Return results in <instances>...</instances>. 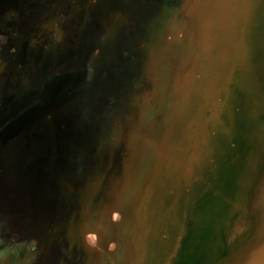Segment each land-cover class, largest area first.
Here are the masks:
<instances>
[{"label": "rangeland", "instance_id": "1", "mask_svg": "<svg viewBox=\"0 0 264 264\" xmlns=\"http://www.w3.org/2000/svg\"><path fill=\"white\" fill-rule=\"evenodd\" d=\"M132 2L59 147L0 144V264H264V0ZM23 11L0 0V69Z\"/></svg>", "mask_w": 264, "mask_h": 264}, {"label": "flooded vegetation", "instance_id": "2", "mask_svg": "<svg viewBox=\"0 0 264 264\" xmlns=\"http://www.w3.org/2000/svg\"><path fill=\"white\" fill-rule=\"evenodd\" d=\"M132 1L34 0V16L23 11L1 58L0 144L34 135L50 150L59 147L54 114L87 102L89 92L113 80L116 30L135 21L118 11Z\"/></svg>", "mask_w": 264, "mask_h": 264}]
</instances>
